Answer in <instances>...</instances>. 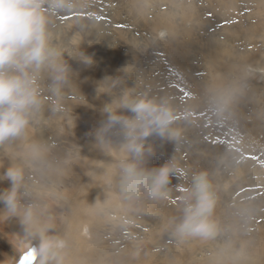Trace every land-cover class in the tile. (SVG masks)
Listing matches in <instances>:
<instances>
[{"label":"clouds","instance_id":"9594fccd","mask_svg":"<svg viewBox=\"0 0 264 264\" xmlns=\"http://www.w3.org/2000/svg\"><path fill=\"white\" fill-rule=\"evenodd\" d=\"M88 6V0H0V153L8 161L6 167L0 164V182H8L0 189V222L14 219L20 225L15 234L30 247L25 264H69L67 234L58 230L53 212V203L65 200L59 177L67 161L55 157L51 146L29 131L46 111L60 110L78 76L69 60L94 63L83 47L94 42L87 37L92 29L100 35L94 17H78L80 38L74 43L58 42L53 29L57 15ZM249 87L247 77L238 82L236 77L218 76L204 86L198 101L214 114H236ZM96 99L103 101L102 119L90 133L92 146L108 159L109 167L102 195L89 202V211L106 217L114 197L127 210L169 200L177 172L174 159L159 166L149 163L157 152L155 141H184L193 125L189 110L171 97L154 95L134 64L97 81ZM113 150L118 157L112 156ZM227 188L219 167L190 171L176 214L163 219L161 227L180 243L215 244L210 264H247L243 213L233 212L227 221L219 213Z\"/></svg>","mask_w":264,"mask_h":264},{"label":"bare ground","instance_id":"6f19581e","mask_svg":"<svg viewBox=\"0 0 264 264\" xmlns=\"http://www.w3.org/2000/svg\"><path fill=\"white\" fill-rule=\"evenodd\" d=\"M208 1L215 8L221 10L222 20L211 21L206 18L207 15L200 13V5L205 0H119L117 6L120 5L122 8L126 6L128 8V17L133 19L135 23L141 21L142 25L149 24L151 32L157 33L160 29H164L169 34L171 37H169L170 41L163 42L161 45L163 46V52L169 56L177 67L184 69L185 63L183 61H187L190 54L191 60L196 61L195 63H199L198 66L203 68V76L194 77V79L188 78V83L179 85V87H183L188 98L185 94H181L179 88L174 84L168 83L169 87L163 89L158 84V81H160L159 76L154 75L156 71L146 73L147 76L140 72L141 76L148 79L147 86L149 90L154 95L171 97L178 105L187 108L191 113H205V117L207 115L216 117L217 114L209 111L198 101V97L202 94L203 88L208 82L218 76L226 78L236 77L238 82H242L245 77L248 78L249 71L264 73V0ZM147 11H153L154 15L146 14ZM78 12L80 13L74 14L77 18L72 17L69 24L70 30L67 39L71 37L73 43L80 38L77 34L76 24L78 17H90L91 15H87L88 10L87 13L85 10ZM115 15L118 17L116 22L120 25L117 26L118 29L113 31L114 35H118L117 38L112 43H108L114 46L111 49L112 62H108L106 59L102 65L100 62H96L102 56L97 53L89 54L90 47H88L87 42L84 43L83 47L86 53L93 57L94 63L91 66H87L80 62L77 63V60H69L73 71L78 76L74 77L73 86L65 92V97L75 101L69 104L68 110L73 111L74 109L77 116L84 118L83 115H85L90 120H94L96 122L94 129L100 124L99 114L94 109L100 108L103 102L96 99V82L105 76L116 75L118 69L129 64L126 60L130 57V53L134 54V49H136L134 46L132 50L122 46L126 45L128 32L119 19V13L117 12ZM96 18H94L95 24L101 29L103 25H101V22L99 25V20ZM146 19L147 21H145ZM188 23L190 29H186ZM54 27L55 25H53V29ZM92 30L94 31V29ZM188 30L191 34L192 32L200 33L198 46L195 40H191L194 43L193 47H189L186 43L192 36ZM95 34L91 35L96 38L97 34ZM87 36L89 37V33ZM109 38L110 36H105V40L111 42L112 39L110 38L109 40ZM129 39L133 42V36L129 37ZM115 40H117L118 44ZM239 41L242 44L234 51L235 47L233 44ZM255 46L257 48L253 50ZM97 48H99V45ZM156 66L160 67L159 64ZM106 98L104 97L103 100H106ZM247 103L250 107H248ZM262 106H264V84L260 87L250 83L249 90L241 96L237 113L225 115L231 120V123L237 121L239 123L235 126L230 124L224 127L221 123H206L204 119L195 120L201 130H198L200 132L196 136L193 135V138H187V141H189L187 142L188 150L190 147L192 148L189 154L201 157L217 153L221 157L222 162H226L235 173L251 174L256 172L257 175L251 176L261 180H258L260 182L259 186L262 185L263 188L264 172L261 169L264 168V161L253 159L254 156L251 147H249L250 143H248V139H250L254 147H259V144L264 147V107L262 108ZM207 112L209 114H206ZM197 116L199 117L198 114ZM41 121H45L48 126L54 123L59 124V121L69 122L71 128L68 129L70 131H78V128H80L82 132L84 131V134H88L89 141L87 145H83L80 149L64 150L65 153H63L59 147L50 145L55 157L62 161H67L59 177V191L63 194L65 200L59 205L53 203V212L58 218V230L67 234L69 264H203L205 261L210 263L211 255L216 249L215 244L208 243L206 247H197L201 241H187L185 245L178 248L179 250H185L184 253L187 255L186 263H183L185 260L181 263L183 253L175 256L170 255L168 251L155 253L153 246L150 245L155 243V241L157 242L159 236L160 238L162 237V228L157 233L145 230L148 227L151 229L150 223L152 219L159 217V223L162 225L163 219L176 214L180 196L176 193V185L174 183L176 178L181 176L186 178L183 184L187 183V174H184L183 171L181 172V166H177V172L172 181L171 197L166 201L167 203H148L138 206L135 210H127L122 202L114 197L110 203L107 216L100 218L89 211V202H94L97 196L102 195L100 188L107 183V177L104 172L109 167L108 159L94 150L91 132L83 130L82 122L79 123L73 117L66 116L61 110L55 114L46 111ZM82 132H80L81 135ZM32 134L33 130L31 128L29 135L32 136ZM34 137L43 140L41 133ZM14 150L12 148L9 149V151ZM112 153L115 157L119 155L115 150ZM165 160L166 158L156 152L149 166H159L165 163ZM7 163L8 161L3 153H0V164L6 167ZM221 173L223 174L222 170ZM35 179L39 181V177ZM6 187H8L7 181L0 182V189ZM238 187L240 188V184ZM231 191L228 194L232 196ZM248 197L245 196L242 199H238L235 195L232 203H235L236 206L233 209L227 208V204L221 201L219 211H221L225 221L230 218L233 212L243 213L245 217L243 241L247 253V264H264V224L261 221L264 220V209L262 204H246L249 202ZM127 222L131 223V225H128ZM254 224H257V226H254ZM255 227L258 228L257 234L255 232V234L252 233ZM248 228H251L250 231ZM128 229L130 230L129 232H127ZM20 231V225L14 219L9 222H0V264H25V256L30 251V247L16 236L15 233ZM143 231L147 233L148 237L138 234ZM143 239H147V243L144 246H140V241ZM195 245L197 246L195 247Z\"/></svg>","mask_w":264,"mask_h":264},{"label":"rangeland","instance_id":"374dc122","mask_svg":"<svg viewBox=\"0 0 264 264\" xmlns=\"http://www.w3.org/2000/svg\"><path fill=\"white\" fill-rule=\"evenodd\" d=\"M118 2H119V0H89L88 1L89 7H87L88 9L86 8L88 10V13H87L86 9H84L85 12L87 13V15L91 14L90 17H92V16L94 18L97 17L96 19L99 20L98 24L100 25L102 23L101 25H103L101 27V29H99L100 32H102V33H100L99 36L97 35L96 38H94L95 36L94 37L92 36L95 33L97 34V31L95 32L96 29H94V31L91 30L89 33V39L90 40L93 39L92 41H94L91 44L88 43V45H89L88 47H90L89 48L90 49L89 54L97 53L99 56H102L101 59L96 60V62H98V63L100 62L101 65L103 62H105V59L108 62H112L111 57H113V56L111 55V49L114 46L109 45L108 43H112L113 40L115 38H117V36H118V35L117 36L114 35V32H113L115 29H118L117 26L120 25L118 22H116V21H118L117 20L118 17L115 15V13L118 12L119 13V19H120L121 23H123V25L127 28V32H128L127 33V39H126V45H122V46L131 48V50H132L133 46H134V48H136V49H134V54L130 53L131 55H130V57H128V60H126V62L129 64H131V63L134 64L137 67V69L140 72H143L144 74H146V73L148 74V73H152L153 71L154 72L156 71V73L154 75L159 76L160 81H158V84L161 87H163V89L166 87H169L168 83H171V84L176 85L179 88V91L181 92V94L182 93L185 94V90L183 89V87H179V85H183V84L188 83V78L194 79V77L198 78L201 75L203 76L204 75L203 68L198 66L199 63L196 64L195 63L196 61L191 60L190 54L188 56V60L183 61V63H185L184 69L181 67H177L174 64V62L172 60H170L169 56H167L166 53L163 52V46L161 45L163 42H168V40L170 41L171 37L169 36V34L166 33L164 29H160L157 33H153L150 31V27L148 26L149 24L142 25L143 23H141V21L135 23L133 19L128 17V14H127L128 8L126 6H124L123 8L120 7V5L117 6ZM202 5H200L201 6L200 7V13L204 14L205 16L207 15L206 16L207 19H209L211 21L212 20L218 21L219 19L222 18L221 10H219V8H215L214 5H212L211 2L209 3L208 0H205V2H202ZM117 7H119V8H117ZM216 9H218V10H216ZM76 13H80V12L75 11V12H72L69 14L57 15L54 18V22H53V25H55L54 32L56 34V38H57L58 42H61V43L63 42L62 44H64V43L68 44L69 41H72L71 37L69 39H67L69 30H70L69 24L71 22L72 17L77 18V16L74 15ZM149 13L151 14V16L154 15L153 11H150V12L147 11L146 12V14H149ZM78 15H80V14H78ZM216 15H218V16H216ZM231 16L234 18L232 13H231ZM148 18H149V16H148ZM129 20H131V21H129ZM145 21H147V19ZM65 28H66V30H65ZM186 29H190L189 23H188V27H186ZM190 34H191V32H190ZM191 35L192 36L190 37L189 40L186 41V43L189 45V47H193L194 43L191 40H195L197 42L196 45L198 46V43L200 42V33L196 34L195 32H192ZM105 36H107V37L110 36L112 41L111 42L106 41ZM131 36H133V42H131L129 39V37H131ZM203 36H204V34H203ZM110 38H109V40H110ZM193 38H196V39H193ZM96 39H99V40H97L99 42H97ZM161 40H162V42H161ZM115 41L118 44L117 40H115ZM241 44H242V42H240V41L234 43L233 46L235 48L233 50L236 51L238 49V46ZM90 45H92V46H90ZM98 45H99V48H97ZM254 48L256 49L257 47L256 46L253 47V50H254ZM94 49H95V51H94ZM132 55H133V57H132ZM192 59H193V55H192ZM76 62L78 63L79 61H76ZM157 64H159L160 67H157L156 66ZM253 72L254 71L248 72V84H249V86H250V83H253V85H258V86L262 87L264 84V73H253ZM147 74H146V76H147ZM134 79H135L134 76L129 79L130 85L132 84V82H134ZM147 80L148 79L145 78L146 85H148ZM186 97H187V95H186ZM107 99H108V97L106 98V100ZM73 102H75V101H73L72 99H68L67 97H64V99L59 104V106H61V107H59V109L66 116L73 117L76 121H79V123L82 122L83 130H85V131L87 130L88 132H92V130H94L96 122L94 120H90L89 117H86L85 115H83L84 118L77 116L75 114L74 109H73V111L68 110L69 104L73 103ZM194 107H196V106H194ZM248 107H250L249 104H248ZM263 107L264 106H262V108ZM98 109L99 108H97V110L94 109V111H96V113L99 114V117H100L99 120L101 121L102 115ZM192 112H194V111H192ZM197 114L199 115V117L197 116ZM197 114L191 113V111H189V115L193 118V125L188 129L186 137L181 144L173 145L171 143H161L160 141H155V143L157 144V153H159V155L162 156L163 158H166L165 161H167L170 158H173L175 163H176V166H181V172L183 171L184 174H187L193 170H198L202 167H213V168L219 167L223 171V174L221 173L222 174V180H224V181L226 180V182H228V188H227L228 191L226 190V191L222 192V199H221V201H224V204L225 203L227 204V206H228L227 208L233 209L234 206H236L235 203H232L235 199L234 196L236 195L238 199H242L245 196H249L248 197L249 202H247L246 204H248V203H249V205L254 204V203H257L259 205L262 204L263 209H264V187L262 188V185L259 186V184H260L259 181H261V180L255 178V177L252 178V176H251V175H257L256 172H253L251 174L250 173H242V172H239V174L235 173L234 170L229 168V166L226 164V162H224V163L222 162L221 157H219L217 153L208 154V155H204L201 157L191 156L189 154L191 152L190 149H192V148L190 147L188 150L187 142H189V141H187L188 140L187 138L192 137L193 135L196 136L198 134V132H200L198 130H201V129H199L197 124H196V121H198V119H199V121L204 119L206 121V123L207 122L208 123L209 122L210 123H221L224 125V127H225V125L227 126V125H230V123H231V120L229 118L225 117V115L223 113L216 115L217 118L215 116L212 117V116H208V115H207V117H205V113H202V114L197 113ZM206 114H209V113L207 112ZM41 122L36 124L32 128V130H33L32 136L34 137V136H37L38 133H41L43 135V141L47 142L52 147H59V149L62 150L63 153H65L66 150L72 151L73 148L80 149V148H82L83 145H87V143L89 141L88 136H87L88 134L87 133L84 134V131L82 132V130L80 128H78V131H76V130L74 132L70 131L68 129V128H71L69 122L59 121V124L54 123V124H49V126L45 121H41ZM263 122H264V120H263ZM43 123H45V124H43ZM79 131L82 132V135L80 134ZM248 143H250L249 147H251L252 154L254 156L253 159H255V160L259 159V160L264 161V151H263L264 147H262L261 144H259V147H257V148L254 147V145H252L253 142L250 139H248ZM66 146H67V148H69V147L70 148L67 149ZM256 146H258V145H256ZM180 147H181V149H180ZM159 148H160V150H159ZM72 154H74V152H72ZM77 154H79V152H77ZM170 155H172V156H170ZM112 156L115 157V155L113 153H112ZM261 171L264 172V168H262ZM261 171L259 170V172H261ZM231 177H232V179H231ZM185 179L186 178L184 176H181L179 178H176V182L174 183L176 185V193L179 196L183 193V192H181L180 189L185 188L184 186L187 184V183L183 184V181ZM239 184H240V188L238 187ZM179 187H181V188L179 189ZM231 190H233V191H231ZM229 191H231L232 196L230 194H228ZM165 203H167V202L165 201ZM219 212L221 215V211H219ZM221 216L223 217V215H221ZM261 221L264 224V220H261ZM127 224L131 225V223H129V222H127ZM150 226H152L151 229H153V230H151L149 227H148V229L145 228V230H147V232H153V233L159 232L162 228L160 223H159V217L152 219ZM254 226H257V224H254ZM136 228H139V227H136ZM248 229L250 231L251 228H248ZM253 229H254V231L252 233L257 234L258 228L255 227ZM129 231L130 230L128 229L127 232H129ZM138 234L139 235L141 234L143 237H148L146 235L147 233L145 231L138 233ZM148 234H150V233H148ZM157 242H159V243H157ZM157 242L155 241V243L150 244L151 246H153L155 253H157V252L161 253L164 251H168L170 255H174V256L183 253L184 255H183V260L181 261V263L184 260L185 261L183 263H186V261H187L186 256L187 255H186V253H184L185 250L184 251L179 250L178 248L185 245V243H187V242H183V243L177 242L172 236H170L164 230H163L162 237L160 238V236H159V239L157 240ZM145 243H147V239L141 240L140 246H144ZM198 244L199 245L198 246L195 245V247L196 246L197 247H202V246L206 247L208 245V243H203V242H200ZM125 245H127V244H125ZM171 253H173V254H171ZM203 264H210V263H209V261H205V263H203Z\"/></svg>","mask_w":264,"mask_h":264},{"label":"snow or ice","instance_id":"6c2138e0","mask_svg":"<svg viewBox=\"0 0 264 264\" xmlns=\"http://www.w3.org/2000/svg\"><path fill=\"white\" fill-rule=\"evenodd\" d=\"M185 95H187V93H185ZM238 123H239V121L234 122V123H230V124H232L233 126H235ZM180 190H181V192H184L185 191V188H181Z\"/></svg>","mask_w":264,"mask_h":264}]
</instances>
